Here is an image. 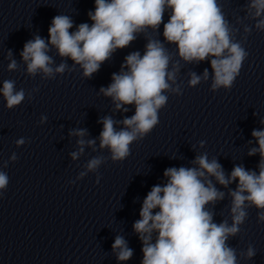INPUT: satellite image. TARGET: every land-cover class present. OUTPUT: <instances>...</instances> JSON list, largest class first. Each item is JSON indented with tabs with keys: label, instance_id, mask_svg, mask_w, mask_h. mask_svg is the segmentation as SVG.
<instances>
[{
	"label": "clouds",
	"instance_id": "9594fccd",
	"mask_svg": "<svg viewBox=\"0 0 264 264\" xmlns=\"http://www.w3.org/2000/svg\"><path fill=\"white\" fill-rule=\"evenodd\" d=\"M94 4V11L87 13L91 24L80 23L70 31L73 19L65 14L56 15L48 29V40L34 36L24 44L20 56L27 74L33 78L42 73V80L55 79L76 65L83 70V77L91 78L114 52L128 47L149 30L159 34L163 24V42L147 39L143 55L139 51L128 54L120 72L113 73L112 82L100 89L112 99L117 111L127 112L126 106H135L131 117L117 122L105 116L99 121L103 125L99 146L109 149L113 162L125 160L133 142L144 139L159 124V112L167 104V94H182V86L177 83L181 60L187 64L210 62L211 73L206 68L202 75L194 71L188 74L189 87L208 81L211 74V91L231 90L248 57L243 41L253 27L264 32V0H248L246 18L254 25L244 24L245 35L240 41L236 39L239 29L226 19L220 0H94ZM165 14L169 17L166 23ZM166 45H175L179 59H174ZM52 48L59 57L66 58L56 66L49 55ZM8 56L7 70H17L18 63L11 59V52ZM67 59L73 62L71 68L65 62ZM0 95L9 110L25 100L24 89L17 90L14 80L3 81ZM46 120V116H41V123ZM117 123L124 127L118 130ZM86 134L87 130L82 128L70 131L69 135L79 138L78 151L71 153L73 160L78 159L86 145H95V140L83 138ZM251 135L258 147L251 148L248 155L259 153L258 172L234 165L226 174L218 159H209L206 152L195 157L193 167H169L164 171L166 183L151 188L140 208V218L133 223L142 244L141 264H239L237 250L229 245V239L240 234L249 208L257 209V220L264 223V129H254ZM15 143L23 145L25 139ZM200 146H204V141ZM16 160L13 153L2 167ZM104 161L102 156L90 159L85 165L87 171L78 178L96 172ZM233 183L235 189L229 188ZM8 184L7 173L0 170V197ZM216 184L228 188L227 195L231 197L228 217L219 223L214 221V209L226 193ZM112 250L118 261H128L133 256V250L120 235L115 237ZM255 255L251 245L239 254L246 260Z\"/></svg>",
	"mask_w": 264,
	"mask_h": 264
}]
</instances>
